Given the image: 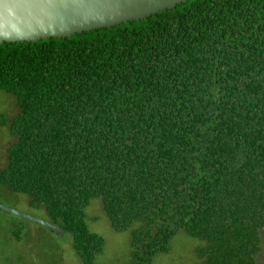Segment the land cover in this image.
Here are the masks:
<instances>
[{"label": "trees", "instance_id": "obj_1", "mask_svg": "<svg viewBox=\"0 0 264 264\" xmlns=\"http://www.w3.org/2000/svg\"><path fill=\"white\" fill-rule=\"evenodd\" d=\"M0 92L17 109L0 186L69 233L82 264L103 245L84 222L95 198L115 232L129 231L131 264L167 253L178 231L202 264H257L264 0H187L69 38L1 43Z\"/></svg>", "mask_w": 264, "mask_h": 264}, {"label": "rangeland", "instance_id": "obj_2", "mask_svg": "<svg viewBox=\"0 0 264 264\" xmlns=\"http://www.w3.org/2000/svg\"><path fill=\"white\" fill-rule=\"evenodd\" d=\"M17 109L14 98L0 92V118L6 124L0 126V167L6 160L5 149L14 142L8 133L7 123ZM0 204L34 218L50 222L41 208L30 207L27 198L13 194L0 186ZM84 222L90 232L103 239L102 250L95 255L94 264H131L129 231L115 232L102 208L99 199H91L84 208ZM21 229L20 241H15L10 232ZM199 243L182 231L169 242L167 253L156 254L149 264H202L194 249ZM257 264H264V244L256 256ZM0 264H82L71 246V236L64 232L58 235L33 222L0 211Z\"/></svg>", "mask_w": 264, "mask_h": 264}, {"label": "water", "instance_id": "obj_3", "mask_svg": "<svg viewBox=\"0 0 264 264\" xmlns=\"http://www.w3.org/2000/svg\"><path fill=\"white\" fill-rule=\"evenodd\" d=\"M187 0H0V44L35 43L49 38L110 28L173 9ZM0 211L61 235L64 229L0 204Z\"/></svg>", "mask_w": 264, "mask_h": 264}]
</instances>
